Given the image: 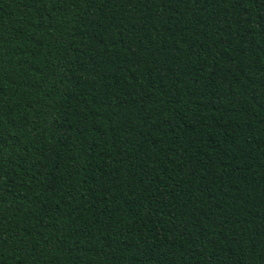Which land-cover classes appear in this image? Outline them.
<instances>
[{
  "label": "trees",
  "instance_id": "16d2710c",
  "mask_svg": "<svg viewBox=\"0 0 264 264\" xmlns=\"http://www.w3.org/2000/svg\"><path fill=\"white\" fill-rule=\"evenodd\" d=\"M0 264H264V0H0Z\"/></svg>",
  "mask_w": 264,
  "mask_h": 264
}]
</instances>
